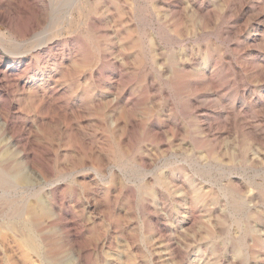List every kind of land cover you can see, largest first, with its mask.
I'll return each mask as SVG.
<instances>
[{"label": "rangeland", "instance_id": "rangeland-1", "mask_svg": "<svg viewBox=\"0 0 264 264\" xmlns=\"http://www.w3.org/2000/svg\"><path fill=\"white\" fill-rule=\"evenodd\" d=\"M59 1L0 0V264H264V0Z\"/></svg>", "mask_w": 264, "mask_h": 264}, {"label": "bare ground", "instance_id": "bare-ground-1", "mask_svg": "<svg viewBox=\"0 0 264 264\" xmlns=\"http://www.w3.org/2000/svg\"><path fill=\"white\" fill-rule=\"evenodd\" d=\"M59 1V0H58ZM76 1H79V0H76ZM76 1H74V2H76ZM60 2V1H59ZM73 2V3H74ZM62 3V2H61ZM53 5V4H52ZM58 5V4H57ZM63 5V4H62ZM66 5V4H65ZM70 5V4H69ZM68 5V6H69ZM73 5V4H72ZM59 6H60V4H59ZM67 6V5H66ZM52 7H55L54 5L52 6ZM71 7V6H70ZM64 8V7H63ZM52 9V8H51ZM59 9V8H58ZM54 10H57V8L56 9H54ZM58 11H61V10H58ZM56 12L54 11V14H55ZM5 21V20H4ZM3 36V35H2ZM1 42V41H0ZM46 46L47 44H49V42L47 41V42H42V43H39V45H37L36 47H35V49L36 50H39V49H41V48H43L44 47V45ZM12 51V50H11ZM31 53V52H30ZM6 54V53H5ZM16 54V53H15ZM21 54V53H20ZM25 54V53H24ZM28 55V54H27ZM13 56V55H12ZM15 56V55H14ZM26 60V59H25ZM7 175L9 176V173H7V172H5L4 170H0V178H1V181H3L4 179H2V178H6L7 177ZM0 181V182H1ZM29 241H31V237H30V239H29Z\"/></svg>", "mask_w": 264, "mask_h": 264}]
</instances>
